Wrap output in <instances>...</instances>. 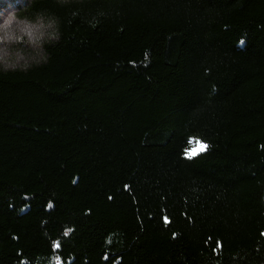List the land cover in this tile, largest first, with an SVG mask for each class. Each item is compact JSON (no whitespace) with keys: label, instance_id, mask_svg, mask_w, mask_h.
<instances>
[{"label":"trees","instance_id":"trees-1","mask_svg":"<svg viewBox=\"0 0 264 264\" xmlns=\"http://www.w3.org/2000/svg\"><path fill=\"white\" fill-rule=\"evenodd\" d=\"M16 14L51 31L0 67V264H264V0Z\"/></svg>","mask_w":264,"mask_h":264},{"label":"rangeland","instance_id":"rangeland-1","mask_svg":"<svg viewBox=\"0 0 264 264\" xmlns=\"http://www.w3.org/2000/svg\"><path fill=\"white\" fill-rule=\"evenodd\" d=\"M26 0H0V67L12 68L38 61L42 44L48 39L50 25L41 20L20 19L16 12ZM199 143L190 153L198 152Z\"/></svg>","mask_w":264,"mask_h":264},{"label":"snow or ice","instance_id":"snow-or-ice-1","mask_svg":"<svg viewBox=\"0 0 264 264\" xmlns=\"http://www.w3.org/2000/svg\"><path fill=\"white\" fill-rule=\"evenodd\" d=\"M241 43H243V41H242ZM208 147H209V146H208L207 144H204V143L201 142V143L199 144V147H198L197 151H198V152H204V151H206V150L208 149ZM261 147L264 148V145H262ZM189 158H191V157H189ZM129 188H130V185H127V184L124 185V189H125L126 191H127ZM109 199L111 200L112 197L109 196ZM48 207H49V208H52L53 205L49 204ZM164 223H165L166 225L170 223V221H169V219H168L167 217H164ZM65 235H67V232L65 233ZM261 235L264 236V233H261ZM173 237L175 238V234H173ZM54 247L59 248V247H60L59 243H58V242H54ZM21 264H24V262L21 261Z\"/></svg>","mask_w":264,"mask_h":264}]
</instances>
